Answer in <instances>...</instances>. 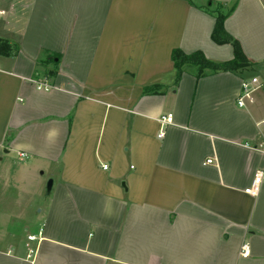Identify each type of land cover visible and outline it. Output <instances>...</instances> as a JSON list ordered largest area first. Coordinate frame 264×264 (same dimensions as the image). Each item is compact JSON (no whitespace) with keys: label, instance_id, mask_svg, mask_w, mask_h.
<instances>
[{"label":"crops","instance_id":"1","mask_svg":"<svg viewBox=\"0 0 264 264\" xmlns=\"http://www.w3.org/2000/svg\"><path fill=\"white\" fill-rule=\"evenodd\" d=\"M210 2L252 66L176 81L174 49L234 57ZM0 38V264H264V0H0Z\"/></svg>","mask_w":264,"mask_h":264},{"label":"trees","instance_id":"2","mask_svg":"<svg viewBox=\"0 0 264 264\" xmlns=\"http://www.w3.org/2000/svg\"><path fill=\"white\" fill-rule=\"evenodd\" d=\"M202 8L215 17V25L211 37L217 44H231L233 47L234 57L229 61H216L206 57L203 51L197 50L192 53H185L181 49L172 51V60L176 68V81L186 69H192L196 79L212 73L223 71L238 72L248 69L252 63L242 51L241 45L225 29V20L232 13L235 4L221 2H210L203 4ZM19 51L16 44H10L7 40L0 38V54L14 55ZM53 61L54 58H53ZM55 70H48L46 73L49 77L55 76ZM152 88V87H151ZM149 88V89H151ZM148 89V90H149ZM153 89V88H152Z\"/></svg>","mask_w":264,"mask_h":264},{"label":"built area","instance_id":"3","mask_svg":"<svg viewBox=\"0 0 264 264\" xmlns=\"http://www.w3.org/2000/svg\"><path fill=\"white\" fill-rule=\"evenodd\" d=\"M37 83L38 89H48L50 87L49 81L47 78H42ZM258 79L253 77L249 80H244L242 83L241 94L237 100V103L240 107L245 105V99L251 96V93L258 87L257 85ZM173 121L172 114H164L160 117V122L165 125L169 124ZM261 125L264 126V119L261 121ZM160 136L163 135V132L159 134ZM246 146H249L250 143L246 142ZM256 148L260 150L264 157V142L258 143ZM208 163L212 162V159L207 160ZM104 169L108 168V165H103ZM264 184V165L260 167L254 174L252 182L244 189L246 194L251 196H258L261 191V187ZM42 231H39L37 234H28L27 236V246H28V258L34 260L38 254V250L40 247V242L42 240ZM241 255L244 257L250 256L251 250L248 243H244L241 246Z\"/></svg>","mask_w":264,"mask_h":264},{"label":"rangeland","instance_id":"4","mask_svg":"<svg viewBox=\"0 0 264 264\" xmlns=\"http://www.w3.org/2000/svg\"><path fill=\"white\" fill-rule=\"evenodd\" d=\"M245 77H248L249 79H252L253 77H256L258 79V83L257 85L259 86L260 85V88L257 92H253L251 94V97L254 98V96H257L258 97H264V76L262 75L261 71H259V69L255 70V71H245V74H244ZM50 179L46 180L45 182V186H46V189L48 187V182H49Z\"/></svg>","mask_w":264,"mask_h":264},{"label":"water","instance_id":"5","mask_svg":"<svg viewBox=\"0 0 264 264\" xmlns=\"http://www.w3.org/2000/svg\"><path fill=\"white\" fill-rule=\"evenodd\" d=\"M52 183H53V181H52V179H50L49 182H48V187H47V191L48 192H50V190L52 188Z\"/></svg>","mask_w":264,"mask_h":264}]
</instances>
